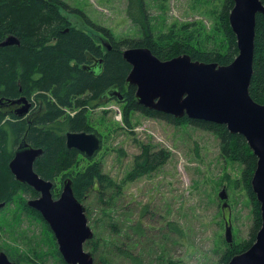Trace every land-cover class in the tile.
<instances>
[{
  "label": "rangeland",
  "instance_id": "374dc122",
  "mask_svg": "<svg viewBox=\"0 0 264 264\" xmlns=\"http://www.w3.org/2000/svg\"><path fill=\"white\" fill-rule=\"evenodd\" d=\"M61 1L67 9L60 13L76 27L84 26L76 12L79 9L98 26L110 29L115 39L138 36L136 25L127 15L128 0ZM144 2L156 32L169 33L180 29L182 23L200 22L208 33L214 24V39L205 41L214 51L223 49L225 41L218 19L224 0ZM102 41L101 45L109 49ZM121 107L112 101L86 110L88 123L97 125L101 132V149L95 159L114 182H106L104 193L91 191L80 200L93 233L88 241L97 247L93 264H132L122 251L140 264H218L227 250L250 239L254 204L241 180L242 165L221 156L216 134L184 118L172 123L137 112L131 113L130 129L123 126ZM142 149L150 153L164 150L168 157L151 171L141 170L134 156ZM86 161L79 160L78 168ZM72 171L65 177H71ZM53 183L59 195L63 180L58 177ZM224 188L228 208L222 209L219 192ZM29 199L23 191H16L0 210V251L18 264H27L29 259L40 264L47 251L50 255L42 264H61L53 233L24 205ZM227 221L232 244L225 241ZM84 250L90 251V247L84 246Z\"/></svg>",
  "mask_w": 264,
  "mask_h": 264
},
{
  "label": "trees",
  "instance_id": "16d2710c",
  "mask_svg": "<svg viewBox=\"0 0 264 264\" xmlns=\"http://www.w3.org/2000/svg\"><path fill=\"white\" fill-rule=\"evenodd\" d=\"M260 1L264 4V0ZM232 7L233 0H224L218 26L225 44L222 50L214 51L205 41L214 39V24L208 33L200 22L179 24L180 29H172L169 33L156 32L150 23L144 0H128L127 4V15L136 25L138 36L120 39H115L110 29L89 20L79 9L76 12L84 26L72 25L60 13L61 9H67L61 0H0V42L11 35L18 39V44L0 46V203L11 201L16 191H23L30 199L38 197L34 189L18 182L8 167L21 143L42 150L33 167L44 180L53 183L59 177L62 182L67 179L65 173L74 169L69 178L74 196L79 201L91 191L104 193L106 182L111 185L114 182L102 171L100 160L95 157L86 159L76 149L67 147L64 134L67 131H84L100 137L97 125L95 127L88 123L86 110L112 101L122 106L121 121L124 127L130 129L131 113L135 112L172 123L182 120L136 102L135 87L127 86L125 82L130 65L123 59L122 51L124 48L144 47L162 61L187 54L194 61L229 65L238 54L236 37L228 22ZM102 39L109 49L101 45ZM113 91L121 93L122 101L111 96ZM32 93L35 101L31 102ZM249 95L255 102L264 104V14L256 16ZM19 96H25L31 102L29 117H19L15 113L11 101ZM71 110L72 115L67 113ZM184 119L195 127L216 134L221 156L242 165L241 180L253 200L251 237L223 254L218 264H226L233 255L252 245L261 226L260 206L249 184L257 159L245 139L239 134L230 133L224 125ZM167 157L168 153L164 150L150 153L142 149L134 159L138 168L151 171ZM81 159L87 161L82 168H78ZM52 195L58 197L54 192V183ZM33 213L52 232L41 215L35 210ZM173 229L177 230L178 227L173 226ZM84 246L90 247L93 256L97 252L96 245L91 246L90 241H86ZM54 247L56 249V245ZM121 254L132 264H140L128 252L122 251ZM49 255L45 251L40 264ZM56 255L61 264H66L58 251ZM8 257L18 264L10 255ZM27 264L38 263L29 259Z\"/></svg>",
  "mask_w": 264,
  "mask_h": 264
},
{
  "label": "water",
  "instance_id": "95a60500",
  "mask_svg": "<svg viewBox=\"0 0 264 264\" xmlns=\"http://www.w3.org/2000/svg\"><path fill=\"white\" fill-rule=\"evenodd\" d=\"M257 14H264L260 0H233L228 22L236 37L238 54L226 66L194 61L187 54L170 60H159L144 47L124 48L123 59L130 65L126 85L135 87L138 104L150 110L170 115L175 119L187 117L224 125L233 134L241 135L253 155L256 167L250 187L260 206L261 226L252 245L235 254L226 264H264V104L249 95L253 71L255 24ZM18 44L16 36H8L0 46ZM112 97L122 100L119 91ZM21 105L17 116L26 115L31 103L25 97L11 101ZM1 105V103H0ZM65 144L86 158H93L101 148V139L95 133L72 132L65 134ZM42 154L40 148L26 143L18 145L8 163L14 178L38 194L27 201L51 229L58 252L66 264H93V254L84 250V243L93 236L87 224L85 208L74 196L72 181L67 178L57 198L52 195L53 183L34 171V162ZM222 209L228 208L225 188L219 192ZM4 203L0 204V208ZM225 241L233 243L230 223H225ZM0 264H16L0 251Z\"/></svg>",
  "mask_w": 264,
  "mask_h": 264
},
{
  "label": "flooded vegetation",
  "instance_id": "af4514ba",
  "mask_svg": "<svg viewBox=\"0 0 264 264\" xmlns=\"http://www.w3.org/2000/svg\"><path fill=\"white\" fill-rule=\"evenodd\" d=\"M28 101H29V100H28ZM29 102H30V101H29ZM14 109H16V107H14ZM29 115H30V114L28 113V115H27V116H29ZM1 203H4V202H1ZM1 203H0V204H1ZM5 205H6V204H4V206H3V207H5ZM3 207H1L0 209H3ZM16 264H17V263H16Z\"/></svg>",
  "mask_w": 264,
  "mask_h": 264
}]
</instances>
